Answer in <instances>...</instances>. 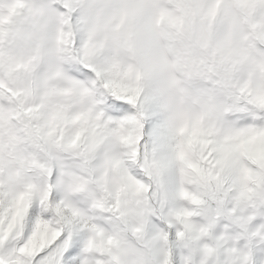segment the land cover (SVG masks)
<instances>
[{
	"label": "snow or ice",
	"instance_id": "1",
	"mask_svg": "<svg viewBox=\"0 0 264 264\" xmlns=\"http://www.w3.org/2000/svg\"><path fill=\"white\" fill-rule=\"evenodd\" d=\"M0 264H264V0H0Z\"/></svg>",
	"mask_w": 264,
	"mask_h": 264
}]
</instances>
